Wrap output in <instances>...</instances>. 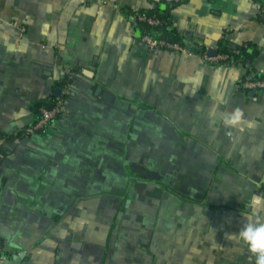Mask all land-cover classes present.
Returning <instances> with one entry per match:
<instances>
[{
	"label": "crops",
	"instance_id": "crops-1",
	"mask_svg": "<svg viewBox=\"0 0 264 264\" xmlns=\"http://www.w3.org/2000/svg\"><path fill=\"white\" fill-rule=\"evenodd\" d=\"M165 1L187 44L253 42L264 74L254 0H0L3 264H253L226 237L264 217V90L240 64L148 50L129 13ZM64 74L60 118L14 136Z\"/></svg>",
	"mask_w": 264,
	"mask_h": 264
},
{
	"label": "trees",
	"instance_id": "trees-1",
	"mask_svg": "<svg viewBox=\"0 0 264 264\" xmlns=\"http://www.w3.org/2000/svg\"><path fill=\"white\" fill-rule=\"evenodd\" d=\"M254 1L258 2L260 10L264 9V0ZM180 3H182V1H165L155 3L152 7L141 8L130 12L129 16L132 18L135 35H137V37H141L142 35L148 34L153 38L164 40L169 43H177L189 51L204 55L206 47L203 45H193L191 42L190 44H187L185 36L180 34L173 24L172 9ZM138 14L155 17L159 20V23L151 25L145 20H139L137 18ZM259 19L264 21V18L261 16H259ZM216 50L217 54H224L227 56L226 59L221 60L220 63L227 62V64H240L246 67L247 73L243 75L242 79L248 78V74L253 72L255 78L264 80V74L259 76L253 66V61L259 53L258 47L253 42L245 41L242 43L230 44L228 40L221 38L216 45ZM69 82V75L64 74L56 81L54 90L50 95L40 98L35 102L32 107V111L35 115L34 122L41 117L42 108L50 109L59 99L65 98L63 93L57 95L55 90L57 88L63 89L69 84ZM21 134H24V129L23 132H18L14 136H20ZM11 137L12 136H9V139ZM253 264H255V256H253Z\"/></svg>",
	"mask_w": 264,
	"mask_h": 264
},
{
	"label": "built area",
	"instance_id": "built-area-1",
	"mask_svg": "<svg viewBox=\"0 0 264 264\" xmlns=\"http://www.w3.org/2000/svg\"><path fill=\"white\" fill-rule=\"evenodd\" d=\"M259 16L264 18V9H259ZM137 18L139 20H145L151 25L159 23V20L157 18L151 16L138 14ZM139 40L150 51H156L160 49L169 51L185 50V48L181 47L177 43H169L164 40L156 39L148 34L142 35ZM226 57L227 56L224 54H216L214 56L207 57L206 59L213 63L220 64L221 60L226 59ZM224 63L227 64V62ZM240 87L244 90H264V80L255 77H248L241 80ZM69 92L70 91L67 89V87H65L63 88V91L61 93H63L66 97ZM64 99L65 98L59 99L56 104L50 109L42 108L41 117L36 122L25 128L24 135L28 136L40 132L41 130L47 128L52 122L59 119L63 112ZM4 260L5 255L3 254L2 246L0 243V264H3Z\"/></svg>",
	"mask_w": 264,
	"mask_h": 264
},
{
	"label": "clouds",
	"instance_id": "clouds-1",
	"mask_svg": "<svg viewBox=\"0 0 264 264\" xmlns=\"http://www.w3.org/2000/svg\"><path fill=\"white\" fill-rule=\"evenodd\" d=\"M243 111L240 108L224 118L225 126H236L243 119ZM258 203L254 200L253 207H258ZM234 240L247 247L248 251L255 256V264H264V217H260L258 212L253 215L245 216L244 223L238 234H230L226 237Z\"/></svg>",
	"mask_w": 264,
	"mask_h": 264
},
{
	"label": "water",
	"instance_id": "water-1",
	"mask_svg": "<svg viewBox=\"0 0 264 264\" xmlns=\"http://www.w3.org/2000/svg\"><path fill=\"white\" fill-rule=\"evenodd\" d=\"M216 54H217V50H216V48H214V47H209V48H207L206 51H205V55H206L207 57L214 56V55H216ZM259 76H262V75L260 74ZM55 92H56L57 95H60L61 89H60V88H57V89L55 90ZM253 93H255V90H252V91H251V94H253Z\"/></svg>",
	"mask_w": 264,
	"mask_h": 264
}]
</instances>
